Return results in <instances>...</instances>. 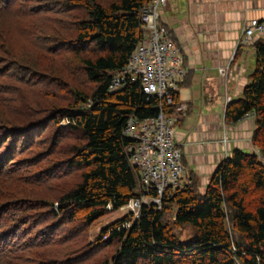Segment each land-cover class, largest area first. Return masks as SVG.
<instances>
[{
  "label": "trees",
  "instance_id": "1",
  "mask_svg": "<svg viewBox=\"0 0 264 264\" xmlns=\"http://www.w3.org/2000/svg\"><path fill=\"white\" fill-rule=\"evenodd\" d=\"M69 1L82 14L74 22L77 40H70L69 45L79 54L91 52L82 60L91 92L80 93L69 107L54 110V117L47 121H66V129L81 140L73 145L68 161L69 167L80 171L78 184L57 205L69 219L78 218L88 225L140 195L138 173L125 150L131 139L123 129L130 116L139 120L156 116L159 101L142 93L138 82L126 80L113 92L109 85L112 74L126 65L142 39L140 13L151 0ZM254 50V71L240 97L226 104L223 115L228 125L239 123L249 113L255 115L251 144L263 157L264 40H258ZM172 100L164 113L176 116L177 123L182 114L175 111L177 93ZM13 132L0 130V147L7 149L14 141ZM24 151L17 149L15 154ZM7 155L0 158L1 163ZM187 179L190 184L183 190L164 197L161 211L143 207L136 221L127 215L103 229L96 245L118 243L110 264H264V163L258 155L234 149L219 162L200 193L199 182L190 172ZM172 205L175 224L191 230L185 240L163 224ZM105 237L108 241L104 242Z\"/></svg>",
  "mask_w": 264,
  "mask_h": 264
},
{
  "label": "rangeland",
  "instance_id": "2",
  "mask_svg": "<svg viewBox=\"0 0 264 264\" xmlns=\"http://www.w3.org/2000/svg\"><path fill=\"white\" fill-rule=\"evenodd\" d=\"M80 11L69 0H0V130L15 133L7 149L0 147V158L8 153L0 162V264H110L118 243L97 239L129 215L120 208L87 225L57 205L78 184L80 171L68 161L81 140L66 121L47 119L91 92L82 62L91 52L69 45ZM175 213L172 205L163 224L185 240L191 230L175 224Z\"/></svg>",
  "mask_w": 264,
  "mask_h": 264
},
{
  "label": "crops",
  "instance_id": "3",
  "mask_svg": "<svg viewBox=\"0 0 264 264\" xmlns=\"http://www.w3.org/2000/svg\"><path fill=\"white\" fill-rule=\"evenodd\" d=\"M161 21L188 69L176 91L186 106L177 117L176 140L185 169L195 172L204 190L219 162L234 149L258 154L251 144L254 120L228 125L223 114L225 96L240 97L254 71V44L264 34L243 42L242 33L251 22L264 21V0H168ZM223 66L228 67L225 76L220 74Z\"/></svg>",
  "mask_w": 264,
  "mask_h": 264
},
{
  "label": "built area",
  "instance_id": "4",
  "mask_svg": "<svg viewBox=\"0 0 264 264\" xmlns=\"http://www.w3.org/2000/svg\"><path fill=\"white\" fill-rule=\"evenodd\" d=\"M167 1L151 0L142 9V39L134 47L126 65L112 74L109 85L113 92L126 80L132 84L138 82L142 93L159 101L156 116L143 120L130 116L123 129V134L131 139L127 149L129 164L132 167L136 165L139 170L138 188L156 195L158 198L152 201L158 205L165 193L184 189L190 183L182 164V149L176 140V116L164 113L166 106L173 105V94L188 74L171 30L161 21V12ZM242 34L243 42L259 38L264 34V21L251 22ZM227 70L221 68L220 74L225 76ZM225 99L227 103L231 100L226 96ZM185 108L184 104L179 103L175 111L182 113ZM246 118L254 120L255 115L249 113ZM141 198L138 195L120 208L134 210L148 203V199L141 201Z\"/></svg>",
  "mask_w": 264,
  "mask_h": 264
},
{
  "label": "bare ground",
  "instance_id": "5",
  "mask_svg": "<svg viewBox=\"0 0 264 264\" xmlns=\"http://www.w3.org/2000/svg\"><path fill=\"white\" fill-rule=\"evenodd\" d=\"M128 147H129V145L126 147V149L125 150H127L128 149ZM128 151V150H127ZM134 170H136L137 171V173H138V168H137V166L135 165V166H133L132 167ZM190 184V183H189ZM187 186V185H186ZM185 186V187H186ZM184 187V188H185ZM138 190H139V193H140V196L142 197L141 198V201L142 200H144V199H148V203L147 204H141V206L139 207V208H136V209H134V210H132V209H130V210H127V212L129 213V215L132 217V220L133 221H136L137 219H139L140 218V215H141V210H142V208L143 207H153L154 209H156L157 211H161L162 210V204H163V200H164V197L165 196H168V194H170V193H172L173 191H175V190H172V191H168V193H165L161 198H160V204L158 205V204H155V202H153L152 201V199H156V198H158L156 195H154V194H147V193H145L143 190H142V188L141 187H139L138 188ZM176 190H178V189H176ZM179 190H183V189H179Z\"/></svg>",
  "mask_w": 264,
  "mask_h": 264
}]
</instances>
